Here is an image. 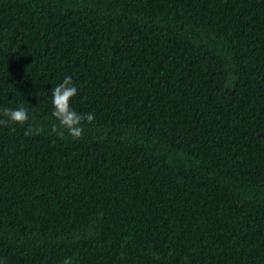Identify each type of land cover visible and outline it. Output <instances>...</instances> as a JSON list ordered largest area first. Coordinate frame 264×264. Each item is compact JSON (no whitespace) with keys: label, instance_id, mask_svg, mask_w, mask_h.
<instances>
[{"label":"trees","instance_id":"trees-1","mask_svg":"<svg viewBox=\"0 0 264 264\" xmlns=\"http://www.w3.org/2000/svg\"><path fill=\"white\" fill-rule=\"evenodd\" d=\"M0 120V264H264V0H0Z\"/></svg>","mask_w":264,"mask_h":264},{"label":"clouds","instance_id":"clouds-1","mask_svg":"<svg viewBox=\"0 0 264 264\" xmlns=\"http://www.w3.org/2000/svg\"><path fill=\"white\" fill-rule=\"evenodd\" d=\"M78 89L73 84L71 77H65L63 82L55 86L51 90L52 96V117L59 122L61 130H66L68 135L73 139L82 137L84 129L82 122L91 123L94 120V115L88 113L85 115L78 114L71 106L72 98L77 96ZM2 115L7 117V120L13 124L24 125L29 119V113L24 107L16 109L5 108ZM5 121L0 120V123ZM53 130H56V125H53ZM63 135V131H61ZM65 264H71L70 261H65Z\"/></svg>","mask_w":264,"mask_h":264}]
</instances>
